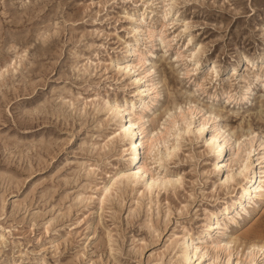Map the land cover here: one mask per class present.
<instances>
[{
  "label": "rangeland",
  "instance_id": "1",
  "mask_svg": "<svg viewBox=\"0 0 264 264\" xmlns=\"http://www.w3.org/2000/svg\"><path fill=\"white\" fill-rule=\"evenodd\" d=\"M263 49L264 0H0V264H186L183 239L191 248L252 230L230 243L227 264H245L248 240L264 241V205L231 210L198 239L240 185L236 174L221 184L203 138L216 124L232 139L252 131L251 160L264 154ZM148 82L134 110L166 133L144 160L170 183L147 191L124 176L99 199L108 175L126 168L125 134L112 132L118 116L106 107ZM207 251L204 264H223V250Z\"/></svg>",
  "mask_w": 264,
  "mask_h": 264
},
{
  "label": "bare ground",
  "instance_id": "2",
  "mask_svg": "<svg viewBox=\"0 0 264 264\" xmlns=\"http://www.w3.org/2000/svg\"><path fill=\"white\" fill-rule=\"evenodd\" d=\"M130 51V50H129ZM127 52L131 54V52ZM262 55L264 56V49L262 50ZM241 57V56H240ZM243 57V56H242ZM261 57V56H260ZM243 58L238 61L240 64ZM244 60V59H243ZM210 70L214 69L213 64H208ZM151 66L147 67L145 71H150ZM142 76H135L132 79V83L138 84L141 81ZM154 82L142 83L141 88L136 87L134 90L139 91L135 98H124L120 101H115L111 104H108L106 111L114 113L118 116V124L113 133H124L123 137V151L125 156L126 168L123 170H114L111 174L108 175L107 181H103L99 190V199L104 197L106 193L111 189V186L114 184L116 179L124 176L131 178L132 182L141 181V184L144 189L150 191L151 187H155L156 190L163 188L165 184L170 183V178L165 175H161L158 171H150L149 163L146 162L145 157L149 151L153 150L154 147H158V144L162 143L165 139L166 131L156 130V127H150L148 125V118L144 116V111L142 108L140 110H134V108L142 107L144 105V97L146 93L151 91L154 87ZM249 89V88H248ZM152 92V91H151ZM244 97H246L244 95ZM156 100V99H155ZM155 104V103H154ZM151 105H153L151 103ZM190 105V104H189ZM193 108L196 110H202V107L193 104ZM188 106L186 109V114L188 119L184 121V124L180 127V132H186L189 129L190 124L192 123L193 114L191 107ZM129 108V109H128ZM132 109V110H131ZM209 118H216L217 113L209 112ZM207 122L206 120H198L192 126V132L195 135H199L204 132V125ZM208 136L203 138V142L206 143L210 149L213 151L212 161L210 163L212 171H215L218 176L221 184H224L228 181L231 175H238L240 185L236 194L233 197H230L226 203L219 205L214 211H209L207 213V220L204 222V227L198 235L200 240L210 239V234L212 231L225 227V223H219V217H230L227 214L231 211L240 207L241 210L245 211L246 214H249V210L259 213L264 203V154L257 155L253 160L252 157L254 154H258V151L255 152V145L252 144V139L255 134H251L252 131H248L249 136L242 135V139H246L247 146L243 150V155L241 159L235 158L236 150L238 149V144L240 140L239 136H234L232 139V134H230L223 126L218 124L214 125L210 130ZM113 135V134H112ZM111 135V136H112ZM245 136V137H244ZM232 139V140H231ZM231 141V142H230ZM232 143V146L230 145ZM175 144L170 143V145L165 148L167 151H160L157 149V152L154 154V163L159 164L163 157L168 155V150L175 148ZM258 146L264 148V137H259ZM229 152V156H228ZM228 160V162H227ZM258 165V166H257ZM234 166V167H233ZM243 170V171H242ZM125 178V177H124ZM121 179V178H120ZM256 198L253 199L252 197ZM252 203L250 209H244L245 204ZM244 213V214H245ZM255 236V231H247L241 236L231 235L227 240L222 238L211 239L209 243H203L198 241L196 244H193L191 248L188 246V238L182 240L181 247V259L186 264H192L195 261V264H204V259L202 258L208 255V246L212 245L214 252L213 254L217 256L219 250H223L224 262L227 264L230 258L232 250H229L232 245L230 243H236L241 237L249 238ZM227 249V251H225ZM246 255L248 256L245 264H253L257 253L262 256L261 264H264V241H257L255 238L249 239L247 245L244 248ZM243 249V250H244ZM238 260L235 261L237 264ZM210 264V263H208ZM216 264V263H215Z\"/></svg>",
  "mask_w": 264,
  "mask_h": 264
},
{
  "label": "snow or ice",
  "instance_id": "3",
  "mask_svg": "<svg viewBox=\"0 0 264 264\" xmlns=\"http://www.w3.org/2000/svg\"><path fill=\"white\" fill-rule=\"evenodd\" d=\"M166 6H171V4H168ZM261 63H264V59L261 60ZM261 78H264V74H262V77ZM176 182L179 183V177L176 178ZM3 240H4V237L3 236H0V241H3ZM192 264H195V261H193Z\"/></svg>",
  "mask_w": 264,
  "mask_h": 264
}]
</instances>
